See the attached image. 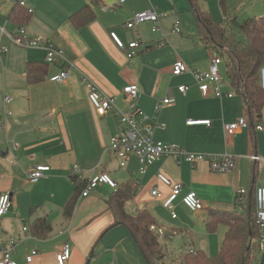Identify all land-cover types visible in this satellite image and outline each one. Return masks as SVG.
<instances>
[{
	"label": "crops",
	"instance_id": "obj_1",
	"mask_svg": "<svg viewBox=\"0 0 264 264\" xmlns=\"http://www.w3.org/2000/svg\"><path fill=\"white\" fill-rule=\"evenodd\" d=\"M20 1L0 0V196L8 193L12 200L9 210L0 216V257L13 239L16 245L11 258L17 264H57L56 253L68 241L71 249L65 264H86L92 251L89 264H148L127 227L112 225L114 216L108 208L111 194L129 179L137 182L138 190L126 203V210L149 209L156 224L167 230L168 237L161 238L165 250L169 249L171 233L173 238L180 236L181 249L216 254L226 226L206 230L209 208L233 203L238 189L255 194L257 186H264V104L260 115L246 112L241 95L226 78L224 62L219 66L225 81L222 89L233 91L231 97L203 95L191 74L172 75L176 60L194 69H208L213 53L201 40L188 0H23L24 5ZM198 2L214 20L223 19L218 0ZM21 5L31 9L24 22L18 14ZM84 7L92 11L93 19L78 26L71 18ZM145 9L160 14L158 29L152 30L151 22L127 28L129 19ZM224 9L241 22L263 16L264 0H224ZM82 17L78 14L75 20ZM176 21L179 31L174 30ZM20 27L28 37H43L61 49L64 59L49 64L44 49L15 44L11 36L17 35ZM111 30L126 45L138 41L132 57L115 44ZM28 63L41 64L39 71L44 68L41 82H28ZM63 68L68 71L63 81L50 80ZM262 69L261 84L264 65ZM89 80L113 97L117 109L126 108L123 87L136 84V103L142 114L150 118L147 122L152 124L155 117L161 125L154 127V139L195 152H226L234 156V167L227 173L218 172L206 162L192 166L163 156L145 164L141 172L135 155L120 167L108 149L110 138L121 125L119 115L116 108L102 116L96 114L87 97ZM181 84L187 85L184 93L178 90ZM164 97L171 102L158 108ZM241 117L248 125L235 134L226 133L223 125ZM188 119H207L210 124H187ZM258 125L263 129L258 130ZM252 153L263 161H252ZM40 164L50 167L47 177L31 182L28 175ZM73 166L78 168V180L104 171L117 187L100 183L85 196L79 193L72 214L66 216L64 206L77 187L69 174ZM159 171L183 184L174 202L175 218L162 205L169 187L158 180ZM152 188H158L161 198L151 195ZM191 190L202 200L204 209L191 211L182 203L183 194ZM38 217L47 218L51 227L43 237L32 233V223ZM24 224L28 232L23 231ZM259 240H255L253 264H264V240L261 244ZM32 250L36 253L28 263L25 256Z\"/></svg>",
	"mask_w": 264,
	"mask_h": 264
},
{
	"label": "built area",
	"instance_id": "obj_2",
	"mask_svg": "<svg viewBox=\"0 0 264 264\" xmlns=\"http://www.w3.org/2000/svg\"><path fill=\"white\" fill-rule=\"evenodd\" d=\"M20 4L24 5L23 0ZM31 10V9H29ZM160 14L154 9H145L136 12L129 21L125 24L127 28H132L135 23L140 22H151L152 30L158 29V20ZM175 31H179V23L176 21ZM110 37L115 42V44L122 49H126V56L128 58L135 54V48L138 46V41H130L127 45L118 37L116 32L110 31ZM11 40L18 45L27 47L42 48L46 51V62L49 64L56 63L58 59H64L63 52L61 49L55 47L51 42L47 41L43 37L35 36L28 37L25 34L24 27L19 28V32L16 35L11 36ZM223 63V58L213 51L210 59V64L206 70H198L188 66L182 60H176L171 67V73L174 76H178L184 73H189L193 76L196 85L203 95L212 94L215 97H231L233 96V91L223 90L222 87L225 84L224 78L221 76L219 71L220 64ZM263 78V69L260 72ZM68 75L66 68L61 69L58 73L52 75L50 80L55 82L63 81ZM262 85H264L262 81ZM87 97L91 102L94 110L98 116L107 114L111 109L116 108V114L120 118V127L117 132L110 138L109 150L117 158L119 166L123 167L126 165L127 161L132 155H135L140 163V171H145V164H149L154 160L168 156L176 160V162H181L185 160L194 166L198 162H206L211 170L218 172H229L234 167V156L226 152L223 153H208V152H195L187 150L186 148L179 146L174 143H166L154 139L153 129L154 127L161 126L155 117L152 119L154 122L151 124L147 122L150 118L142 114L139 109L136 99L138 96V86L133 83L126 84L122 93L124 100L126 101L125 109H117L114 104L113 97L104 94L93 81H87ZM187 89V85L181 84L178 86V90L184 93ZM6 101L10 98L6 96ZM171 99L169 97H164L158 104L157 107L160 108L162 104L170 103ZM187 124H210V120H194L188 119ZM248 125V121L245 117H241L236 121L225 123L223 125L224 130L228 134H235L242 130ZM258 130H262V126H256ZM250 159L255 163L263 161V158L255 153L249 155ZM50 167L48 165H36L32 171L29 173L28 177L31 182H36L40 178H46L45 174ZM70 175L78 177L79 172L77 166H73L70 171ZM158 180L169 187L168 194L163 199V207L168 209L171 213V217H176V212L174 209V202L180 195L183 184L181 182H173L168 178V176L163 172L159 171L157 173ZM105 183L111 187H117L116 182L109 176L108 173L100 171L91 174L86 179V184L81 191V195L85 196L88 192L94 188L97 184ZM151 195L161 198L162 194L158 188L151 189ZM247 191L244 189H238L236 192V197H241L246 194ZM182 203L191 211H198L204 209V204L202 200L196 195L194 191H188L183 194L181 198ZM12 200L8 193L0 196V216L5 214L10 206ZM254 219L256 226L260 232V244L264 240V186H257L255 189V211ZM150 230L156 232L158 239L167 236L166 229L162 226L151 224ZM22 229L24 232H28L29 228L27 225H23ZM168 237V236H167ZM16 242L13 239L9 240V245L2 249V256L0 257V264H17L12 258L11 253L14 251ZM70 243L68 241L64 242L60 249L56 253L57 264H65L66 260L70 255ZM189 248H183L178 253L185 251ZM36 250H32L30 254L25 256L26 262H31ZM178 253H172L166 251L165 258L163 262L159 264H177L174 261L175 256ZM109 264H116L114 262Z\"/></svg>",
	"mask_w": 264,
	"mask_h": 264
},
{
	"label": "trees",
	"instance_id": "obj_3",
	"mask_svg": "<svg viewBox=\"0 0 264 264\" xmlns=\"http://www.w3.org/2000/svg\"><path fill=\"white\" fill-rule=\"evenodd\" d=\"M188 2L197 20L201 40L223 58L226 78L234 91L241 95L246 112L249 115H260L264 104V87L260 74L264 65V15L238 22L235 16L225 14L224 0H220L224 17L221 21H216L209 12L200 7L198 0ZM20 11L17 12L22 15L20 22H24L29 18L31 11L27 7H22ZM81 13L83 17L76 21L78 14ZM71 19L78 26L84 25L93 19V13L88 7H84ZM233 27H237L243 33V40L236 38ZM33 65L37 68L34 69ZM40 66L41 64L37 63L27 64L29 83H38L44 79L45 70L43 68L39 71ZM256 172L254 171V174ZM70 178L76 182L77 187L64 206L66 216L72 214L77 197L86 184V180H78L74 175H70ZM137 190V182L129 179L121 183L111 194L108 208L114 216L112 225L126 226L147 263L159 264L164 261L167 250L156 232L149 228L151 224L157 223L155 218L147 207L137 208L132 213L125 208L126 203L135 197ZM254 211L253 192H247L241 197L235 196L233 203H217L211 206L208 210L206 230L213 232L218 225L226 226L219 251L209 255L201 249H187L178 253L174 261L177 264H253V250L257 248L255 240L260 237ZM50 228L45 217H38L32 223V233L38 237L45 236Z\"/></svg>",
	"mask_w": 264,
	"mask_h": 264
},
{
	"label": "rangeland",
	"instance_id": "obj_4",
	"mask_svg": "<svg viewBox=\"0 0 264 264\" xmlns=\"http://www.w3.org/2000/svg\"><path fill=\"white\" fill-rule=\"evenodd\" d=\"M218 7H219V10H220V13H221V17H222L223 12H222L219 0H218ZM233 31L236 34V38H238L239 40H243L244 39L243 33L237 27H233ZM164 225L167 226L168 224H164ZM169 236H170V240H169V244H168V246H169L168 252L178 253V251L181 250V247L184 246V245L178 246V245H180L179 244V241L181 240L180 236L176 235V238H173V235H171V233H169ZM218 251H219V245H218L216 253Z\"/></svg>",
	"mask_w": 264,
	"mask_h": 264
},
{
	"label": "water",
	"instance_id": "obj_5",
	"mask_svg": "<svg viewBox=\"0 0 264 264\" xmlns=\"http://www.w3.org/2000/svg\"><path fill=\"white\" fill-rule=\"evenodd\" d=\"M92 256H93V251L90 253L89 258H88L86 264H89V261H90V259L92 258Z\"/></svg>",
	"mask_w": 264,
	"mask_h": 264
}]
</instances>
